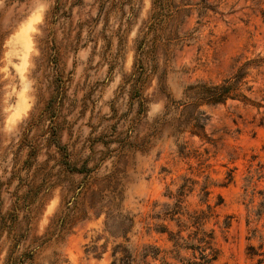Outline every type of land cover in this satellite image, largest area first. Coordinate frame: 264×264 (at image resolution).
<instances>
[{
	"label": "rangeland",
	"instance_id": "obj_1",
	"mask_svg": "<svg viewBox=\"0 0 264 264\" xmlns=\"http://www.w3.org/2000/svg\"><path fill=\"white\" fill-rule=\"evenodd\" d=\"M258 56L264 0H0V264L173 262L156 228L207 184L215 264H257L264 107L194 86Z\"/></svg>",
	"mask_w": 264,
	"mask_h": 264
},
{
	"label": "trees",
	"instance_id": "obj_2",
	"mask_svg": "<svg viewBox=\"0 0 264 264\" xmlns=\"http://www.w3.org/2000/svg\"><path fill=\"white\" fill-rule=\"evenodd\" d=\"M264 65V57L258 56L253 59L246 60L241 64L232 74L225 77L218 83L200 82L194 86L196 89V100L201 103L221 104L226 103L229 99L239 100L244 103L252 104L256 107H264L260 101H254L247 92L253 91V85H249V77L251 76V69H259ZM143 78V73L139 72L136 76L134 86L138 85ZM263 100V99H262ZM194 134L202 135L199 129L202 126L194 124ZM264 169L262 164L259 165V170ZM71 170H77L73 168ZM78 172H82L81 169ZM246 189L253 184V175L247 177ZM264 197V191H259ZM211 191L209 185H204L202 188L201 200L206 204V209L188 211L181 206V201L175 205L173 213H171V220L175 222L176 229H169L164 224L158 226L156 231L160 234H167L168 240L172 242L171 253L173 262H168L162 257L163 264H215L220 257L221 251L217 243V231L214 226H210V222L215 218V210L208 203V198ZM254 193V192H253ZM220 205L223 202L219 196ZM264 206V201L261 203ZM259 216L262 211L257 212ZM232 216L225 218L223 228L228 229L231 226ZM249 223V220H248ZM216 224V223H215ZM151 247V246H147ZM185 252V254H182ZM152 253V254H151ZM161 251L155 248L154 252L146 251L144 256L151 255L154 259H158ZM248 255L251 258L257 259V264L264 263V249L263 245L256 248L250 244L248 246ZM131 258L127 257L124 264H131Z\"/></svg>",
	"mask_w": 264,
	"mask_h": 264
}]
</instances>
